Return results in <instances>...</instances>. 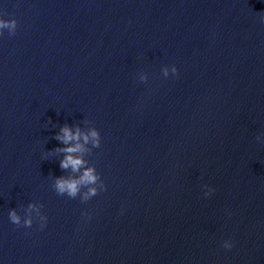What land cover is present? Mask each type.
Listing matches in <instances>:
<instances>
[{
	"label": "water",
	"instance_id": "water-1",
	"mask_svg": "<svg viewBox=\"0 0 264 264\" xmlns=\"http://www.w3.org/2000/svg\"><path fill=\"white\" fill-rule=\"evenodd\" d=\"M258 12L264 0H0L17 22L0 35V264H264ZM64 124L101 136L82 155L106 190L86 202L53 187L80 175L52 151ZM29 203L42 229L36 213L10 222Z\"/></svg>",
	"mask_w": 264,
	"mask_h": 264
},
{
	"label": "clouds",
	"instance_id": "clouds-1",
	"mask_svg": "<svg viewBox=\"0 0 264 264\" xmlns=\"http://www.w3.org/2000/svg\"><path fill=\"white\" fill-rule=\"evenodd\" d=\"M260 18V22L264 24V12L257 13ZM17 28V22L15 19H2L0 18V35L3 34V30H7L8 34L15 35ZM177 68L175 65L164 66L161 69L162 75L167 78L169 73L173 76L177 74ZM140 82L147 81L148 77L145 73L141 72L138 76ZM83 123L89 124V121L84 120ZM58 140L63 147H58L52 150L55 153H63V158L59 162L61 169H71L73 173H80L78 177H57L54 181V190L57 195L67 196L70 199L80 197L81 202H86L92 197L96 196L99 191H105L106 186L102 181L100 174L96 171L95 167L87 166V161L83 159V153L90 151L85 146L89 143L93 148H99L101 143V136L99 131L95 127H90L88 130L82 131L79 125L70 127L64 124L60 127L59 132L54 137ZM260 136L257 140H260ZM82 141V142H81ZM51 154V153H50ZM82 170V171H81ZM85 188L86 191L81 192V189ZM205 196H208L214 189L204 185ZM43 205L29 203L25 209V217L23 220L20 215L17 214L15 209H11L8 212V217L11 223L17 226L31 227L33 224L32 213H36L39 221V227L42 229L46 225L47 217L41 213ZM87 216L88 214L82 213ZM225 249H230L232 243L230 241H224L222 245Z\"/></svg>",
	"mask_w": 264,
	"mask_h": 264
}]
</instances>
